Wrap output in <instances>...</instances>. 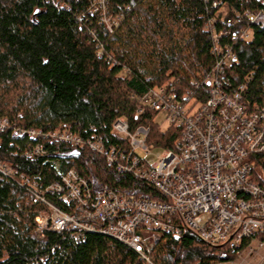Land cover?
<instances>
[{
  "label": "trees",
  "instance_id": "1",
  "mask_svg": "<svg viewBox=\"0 0 264 264\" xmlns=\"http://www.w3.org/2000/svg\"><path fill=\"white\" fill-rule=\"evenodd\" d=\"M213 2L0 0V164L18 174L8 178L0 171V264H146L132 249L102 235L47 231L37 238V219L55 198L38 201L34 191L21 186V176L46 189L73 170L94 193L116 191L158 202L162 196L87 149L41 142L45 156L29 159L25 155L39 141L21 134L70 131L83 139L100 135L109 147L119 144L112 126L124 119L132 133L149 130V148L174 151L181 130H163L158 114L145 107L142 98L154 88H166L180 101L191 93L208 92L215 39L238 57L228 71L226 88L246 86V105L262 104L264 14L255 24L228 26L222 7L215 10ZM219 2L239 12H264V0ZM125 28L137 29L134 38L146 46L148 59L133 46L120 45ZM256 239L263 238L230 250L210 247L190 234L178 241L163 234L149 259L151 264H232Z\"/></svg>",
  "mask_w": 264,
  "mask_h": 264
},
{
  "label": "built area",
  "instance_id": "2",
  "mask_svg": "<svg viewBox=\"0 0 264 264\" xmlns=\"http://www.w3.org/2000/svg\"><path fill=\"white\" fill-rule=\"evenodd\" d=\"M213 1L215 10L225 9L228 26L255 24L264 14L239 12ZM211 54L215 65L206 80L208 92L191 93L180 101L166 88H154L142 98V104L158 114V121L164 118L160 124L181 130L174 151L149 148V130L139 128L132 133L124 119L112 126L119 144L109 147L100 135L83 139L70 131L21 134L39 141L25 155L29 159L45 156L41 142L73 151L87 149L118 173L131 175L162 196L158 202L116 191L94 193L73 170L46 189L21 176V186L34 191L38 201L55 198L37 219L38 239L47 231L102 235L132 249L148 264L159 241L157 235L163 234L175 241L190 234L210 247L230 250H239L245 241L258 236L263 239L252 242L248 250L252 252L254 245L264 249V101L246 105V86L235 91L226 88L228 71L238 62L234 49H222L215 39ZM138 114L144 115V110ZM6 126L4 122L2 127ZM153 152L158 154L150 161L147 157ZM0 171L8 178L18 175L3 164ZM258 250L252 255H258Z\"/></svg>",
  "mask_w": 264,
  "mask_h": 264
},
{
  "label": "rangeland",
  "instance_id": "3",
  "mask_svg": "<svg viewBox=\"0 0 264 264\" xmlns=\"http://www.w3.org/2000/svg\"><path fill=\"white\" fill-rule=\"evenodd\" d=\"M154 3V1H153ZM156 4H158V2L155 1ZM154 3V6L157 7V5ZM155 11V10H154ZM224 12L225 9L223 10ZM105 24H107V27L110 28V23L107 21L105 22ZM129 31V33L127 32ZM137 32V29H133V28H128V29H123V31L120 32L119 38L121 40V44L123 46V48H127L130 49V46H133V49H138L137 52L139 53L140 57L142 59H148L147 58V52H145L146 46H144L141 41L140 38H134L135 33ZM139 36V35H137ZM129 38V40H128ZM142 44V45H141ZM116 48L121 49L119 44H117ZM141 48V49H140ZM147 51V50H146ZM164 120V118L161 116L159 118L160 123H162ZM163 130L167 129L168 126L167 125H163ZM158 153L157 152H153L151 153V155L149 157H147L150 161H155L156 160V155ZM157 237H159L157 235ZM257 246L254 245L253 247V251L251 252V250H247L240 258L239 260H237L235 263L232 264H264V249L262 250H258V255H252V253H254V251H257ZM252 255V257H251Z\"/></svg>",
  "mask_w": 264,
  "mask_h": 264
},
{
  "label": "bare ground",
  "instance_id": "4",
  "mask_svg": "<svg viewBox=\"0 0 264 264\" xmlns=\"http://www.w3.org/2000/svg\"><path fill=\"white\" fill-rule=\"evenodd\" d=\"M255 237H257L258 238V236H255ZM254 239V237L251 239V240H253ZM257 240V239H256ZM255 240V241H256ZM252 242H254V241H252ZM214 248V247H213ZM219 248H221V247H219ZM149 262H150V259H149ZM146 264H148L147 262H145ZM150 264H151V262H150Z\"/></svg>",
  "mask_w": 264,
  "mask_h": 264
}]
</instances>
